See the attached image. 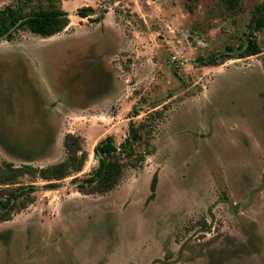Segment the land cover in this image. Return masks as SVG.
<instances>
[{
  "label": "rangeland",
  "instance_id": "374dc122",
  "mask_svg": "<svg viewBox=\"0 0 264 264\" xmlns=\"http://www.w3.org/2000/svg\"><path fill=\"white\" fill-rule=\"evenodd\" d=\"M59 6L64 32L0 41V164L60 163L69 133L89 158L57 190L21 179L36 201L0 222V264H264V28L262 53L236 59L264 0ZM142 123V164L110 193H79L97 145Z\"/></svg>",
  "mask_w": 264,
  "mask_h": 264
},
{
  "label": "trees",
  "instance_id": "16d2710c",
  "mask_svg": "<svg viewBox=\"0 0 264 264\" xmlns=\"http://www.w3.org/2000/svg\"><path fill=\"white\" fill-rule=\"evenodd\" d=\"M34 7L32 0H19V7L7 6L0 11V41L11 40L15 30H29L33 34L44 38L58 35L69 27L70 17L59 4L62 0H37ZM44 2H48L45 6ZM226 3L234 8L237 0H226ZM91 7L78 10L81 18H90L94 13ZM264 28V6L258 8V16L253 21V31L248 37L247 43L239 46V56L236 59H244L257 56L262 53L255 40V31ZM229 53L232 49L229 48ZM229 55V54H228ZM228 59H233L229 56ZM235 59V58H234ZM204 65H219L217 59L209 58ZM147 125L133 126L130 136L126 138L121 147H118L112 137L106 138L95 148V155L99 157V165L92 174L84 180L73 178L79 193L84 195H104L112 192L120 183L125 170L128 167L136 168L142 164L146 156L151 153L150 148L146 152H139L137 145L144 140L143 132ZM66 158L64 161L44 168H36L31 165L16 167L11 163L0 164V222L10 221L14 213L21 212L33 205L36 201V185L23 186L21 179L31 177L46 182V188L57 190L60 182L74 177L83 172L88 162L89 154L84 149L82 140L74 134H67L64 139Z\"/></svg>",
  "mask_w": 264,
  "mask_h": 264
}]
</instances>
